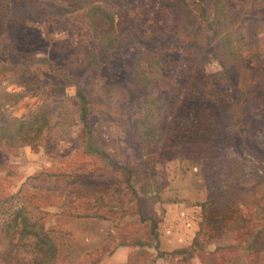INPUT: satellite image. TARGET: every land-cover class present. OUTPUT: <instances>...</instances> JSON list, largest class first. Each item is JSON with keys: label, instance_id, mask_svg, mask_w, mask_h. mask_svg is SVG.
<instances>
[{"label": "rangeland", "instance_id": "rangeland-1", "mask_svg": "<svg viewBox=\"0 0 264 264\" xmlns=\"http://www.w3.org/2000/svg\"><path fill=\"white\" fill-rule=\"evenodd\" d=\"M0 254L264 264V0H0Z\"/></svg>", "mask_w": 264, "mask_h": 264}, {"label": "trees", "instance_id": "trees-1", "mask_svg": "<svg viewBox=\"0 0 264 264\" xmlns=\"http://www.w3.org/2000/svg\"><path fill=\"white\" fill-rule=\"evenodd\" d=\"M65 1H68V0H65ZM73 2H74V1H73ZM5 14H6V11L4 12V15H5ZM1 22H2V19H1ZM83 111H84V110H83ZM83 111H82V113H84ZM30 138L32 139V137H30L29 135H28V136L23 135L22 137H20V139L22 140V142H24V141H31ZM16 210H17V209H16ZM19 211H20V210H19ZM17 212H18V211H14L13 213H14V214H17ZM18 216H19V215H15V216H14L15 219L12 218L13 220L11 221V222L14 223V229L18 227V226H17V224H18V221H17ZM20 233H21V230H19V229H16V230L13 231V235H14V234H18V235H19ZM17 240H19V238H17ZM11 244H12V245H15L12 241H11ZM40 248H41V247H40ZM40 248H37L38 251H34V249H33V251H31L30 253L33 254V253H38V252H40V253H44L45 255H47V253H46L45 251L41 250ZM0 255H1L0 258H1L2 260H4V261H7V260H9V259L11 258V257H9V258H8V257H3L2 254H0ZM30 258H31V257H30ZM47 258H49V260H50V259H52L53 257H52L51 255H47ZM31 259H35V257L32 256ZM38 260L41 261V263H39V264H45V262H46L47 259L38 258Z\"/></svg>", "mask_w": 264, "mask_h": 264}]
</instances>
